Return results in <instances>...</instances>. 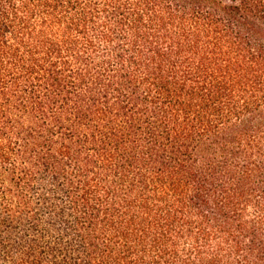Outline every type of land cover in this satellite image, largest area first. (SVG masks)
Here are the masks:
<instances>
[{
	"label": "trees",
	"instance_id": "obj_1",
	"mask_svg": "<svg viewBox=\"0 0 264 264\" xmlns=\"http://www.w3.org/2000/svg\"><path fill=\"white\" fill-rule=\"evenodd\" d=\"M0 264H264V0H0Z\"/></svg>",
	"mask_w": 264,
	"mask_h": 264
}]
</instances>
